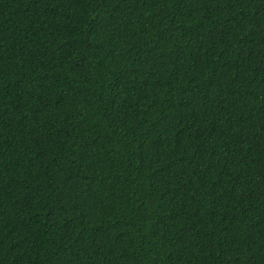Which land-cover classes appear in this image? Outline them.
<instances>
[{
    "label": "trees",
    "instance_id": "16d2710c",
    "mask_svg": "<svg viewBox=\"0 0 264 264\" xmlns=\"http://www.w3.org/2000/svg\"><path fill=\"white\" fill-rule=\"evenodd\" d=\"M0 264H264V0H0Z\"/></svg>",
    "mask_w": 264,
    "mask_h": 264
}]
</instances>
